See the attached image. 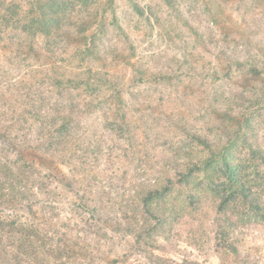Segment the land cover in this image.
I'll list each match as a JSON object with an SVG mask.
<instances>
[{
  "label": "rangeland",
  "instance_id": "374dc122",
  "mask_svg": "<svg viewBox=\"0 0 264 264\" xmlns=\"http://www.w3.org/2000/svg\"><path fill=\"white\" fill-rule=\"evenodd\" d=\"M40 2L58 10L59 36L38 29L35 0H0V90L15 84L18 100L28 94L47 120L75 103L77 125L66 155L35 169L32 209L0 210L8 220L0 256L18 264H264V221L230 195L220 212L228 194L220 181L203 171L188 183L168 181L202 165L209 153L200 135L241 158L264 205V161L249 147L264 153V0ZM163 186L171 190L159 223L141 198ZM85 198L105 217L136 224L137 241L111 223L80 227L72 203ZM32 229L38 238L23 249Z\"/></svg>",
  "mask_w": 264,
  "mask_h": 264
},
{
  "label": "trees",
  "instance_id": "16d2710c",
  "mask_svg": "<svg viewBox=\"0 0 264 264\" xmlns=\"http://www.w3.org/2000/svg\"><path fill=\"white\" fill-rule=\"evenodd\" d=\"M35 1L38 6L36 11H32L35 12L32 17L37 21L38 29H42L48 35L54 31L59 36L61 28L57 20L59 16L58 10L53 9V7H44L40 0ZM165 1L169 3V0ZM54 24L56 28L52 29L50 25ZM54 81H56L54 82L55 84L63 83L59 77H56ZM14 86L15 84H10L4 90H0V210L6 209L11 212L15 209L19 210V208L32 209L33 204L31 201L37 193L35 189V169L50 168L53 162L52 157H64L66 155L74 139L73 128L71 130V127L77 125L75 119L78 116L75 103H73L68 107H61L63 110L61 108L54 109L57 115H54L50 120L44 119L43 117L46 112L43 111V108L31 103L28 99L29 95L26 93L21 95L27 98L19 101L18 99L21 96L19 92L12 91ZM38 97L41 100L43 98L40 95L36 98L38 99ZM194 136L207 149L209 154L203 160L201 166L199 164H192L184 173L176 170L175 178L172 175L168 176L169 183H188L193 171H203L209 182L220 181L221 186L228 190L227 196L222 197L218 207L220 212L226 208L228 204L227 197L230 195L245 203L246 209L256 220L264 221V205L260 201L258 190H253L251 178L243 171V165L240 163L241 158L235 155L234 152L225 150L226 147L218 148L217 144L208 141L203 136ZM249 147L253 153L262 157L264 161V153L259 147ZM255 154H253L254 157ZM70 156L73 158L72 155ZM254 157L251 156L250 159H254ZM222 178L224 179L222 180ZM176 179L177 182L173 181ZM170 190L171 188L168 186H163L162 188L149 187L147 191L144 190L141 205L144 213L149 218H153L157 222L159 221V223H161V219H165L164 213L160 211L159 207L163 205L166 195ZM77 191L82 192L81 198L86 193L82 185L76 189ZM50 193L54 194V192ZM85 199V201L80 200L79 202L72 203L74 213H78L80 217V227H84L87 231L97 227V231H100L103 229L96 225L98 222L111 223L120 232L124 231L133 234L137 241L139 234L136 231V224L131 226L130 223L122 221L118 215L105 217L101 212L100 205L90 203V200ZM230 214L232 216L227 217H234L235 215V213ZM4 218L0 213L1 224L8 222V220H3ZM232 221L234 220H228L227 223ZM219 230V234L223 239L227 238L225 227L219 226ZM31 232L32 236L31 234H23L26 239L32 237L28 241L30 243H26L23 249L34 243L32 239L38 238L33 229ZM104 237L109 238V240L113 239L112 236ZM61 244V247L65 249L67 246L66 241L61 240ZM67 250H69V246ZM80 253L86 256L84 250H81ZM232 253L237 255L238 250L233 247ZM0 264H18V262L12 263L10 260H6L3 256H0ZM187 264L198 263L188 262Z\"/></svg>",
  "mask_w": 264,
  "mask_h": 264
}]
</instances>
